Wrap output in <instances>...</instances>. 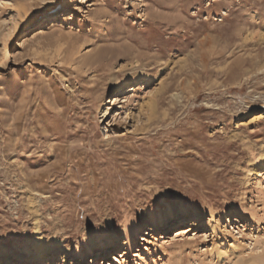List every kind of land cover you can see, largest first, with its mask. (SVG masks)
<instances>
[{"label":"rangeland","instance_id":"rangeland-1","mask_svg":"<svg viewBox=\"0 0 264 264\" xmlns=\"http://www.w3.org/2000/svg\"><path fill=\"white\" fill-rule=\"evenodd\" d=\"M262 158L264 0H0V264H264Z\"/></svg>","mask_w":264,"mask_h":264},{"label":"bare ground","instance_id":"bare-ground-1","mask_svg":"<svg viewBox=\"0 0 264 264\" xmlns=\"http://www.w3.org/2000/svg\"><path fill=\"white\" fill-rule=\"evenodd\" d=\"M90 0H80V3L86 2L88 3ZM79 3V2H77ZM59 16L61 17V19L67 17L66 15H64V13L59 14ZM49 19H46V22L44 24L41 25V27H39L38 29L34 30L32 33H30L28 36L24 37V44L31 42L34 40L36 41V39L40 38V37H45L46 35V31H48V27H50V24L47 26V24L49 23ZM55 21H53L52 24H54ZM52 26V25H51ZM37 42V41H36ZM32 43V42H31ZM61 45V44H59ZM37 53V52H36ZM34 53V54H36ZM39 54V53H38ZM37 54V55H38ZM97 58V57H96ZM137 78L133 79V83L134 85H131L127 90V92H134L137 88ZM144 84H147L144 82ZM119 94H125V88L122 86L119 88L118 90ZM118 97H120V95H117L115 97H111L105 100L107 105H113L115 104L119 99H117ZM151 103V102H150ZM255 166L258 167V170H255V183L256 185H261L264 182V160L262 159H258L255 162ZM29 208L33 209L34 208V201L30 200L29 202ZM176 213H179L180 215L175 216ZM37 214V213H36ZM179 216H182L181 218H179L178 220H176ZM173 221L168 225H166L168 222ZM197 221L196 218L194 216H188L187 215V211L184 208H181L180 210L177 211H170L165 218L164 217H159L158 219H153L152 220V224L156 225L157 229L154 228L152 232H154V235H157L156 237L158 238L163 237L162 239H164L165 241L167 240L166 243H169V241L171 240H177L180 238H184L186 236V234H188L191 230V227H193V222ZM179 227L180 229L178 230H174V232L171 235H166L165 233L173 230L174 228ZM158 228H163L165 233H162V235H158L160 233L158 232ZM141 230V226L139 225H135L133 224L132 226H126L125 228V237L127 238V245L126 250L122 253H118V256L121 258H124L126 256H128L130 254V250L132 249V243L135 241V238L137 237L139 231ZM36 231L37 234L40 235V225L39 223L36 224ZM164 235V236H163ZM148 236V235H147ZM173 236V237H172ZM152 237V236H151ZM159 237V238H160ZM117 239L118 236L117 235H113V234H106V235H101V237L97 236L95 237L94 241H91L85 251V253H83L82 251H80V255L83 256L84 255H89L90 258H87V263L88 264H92V259L96 260V259H101V264H107L105 261L106 259L110 258L111 255L110 253L113 252L114 249H116V244H117ZM40 239H38V244L35 247V253H34V257L35 259L38 260H44V256H45V250L47 249V247L54 245L56 248H60L61 242L60 241H56V239H51L50 242H48V245H41V241H39ZM163 247V245L161 246ZM165 247V246H164ZM163 247V249H164ZM237 244H234V246L232 245L230 248V252L233 253H237ZM95 250V252H94ZM225 252H227L225 250ZM91 257H93L91 259ZM20 261L23 262H32L33 260H31V258H19ZM6 261H8L6 258L1 261V264H5ZM10 261V260H9ZM8 261V262H9ZM22 264V263H21Z\"/></svg>","mask_w":264,"mask_h":264}]
</instances>
